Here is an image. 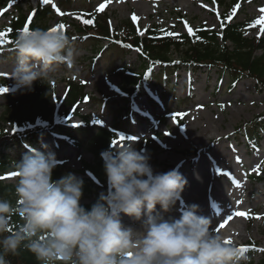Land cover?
I'll return each mask as SVG.
<instances>
[{
	"label": "rangeland",
	"instance_id": "rangeland-1",
	"mask_svg": "<svg viewBox=\"0 0 264 264\" xmlns=\"http://www.w3.org/2000/svg\"><path fill=\"white\" fill-rule=\"evenodd\" d=\"M41 2V0H27L21 3V0H9L5 7L0 8V26L8 24L11 18L8 16L19 8L30 12L32 9L39 8ZM102 3L105 4L102 12L110 17L112 27L117 28L121 34L128 20H132L140 34H144L153 25L174 29L178 34L189 33V27L194 29L198 25L217 29L218 14L228 9L237 22H249L247 38L256 40L264 38V24L256 23L259 17L264 16V0H225L224 7L209 5L206 0H95L93 8L98 10ZM237 4L239 8H236ZM44 6L50 7V13L46 17L50 28L56 27L60 22L71 36L80 35L77 27L86 29L83 23L87 18L77 13L78 7H68L63 0H52ZM234 9L235 12H233ZM133 16L137 19L133 20ZM74 48L76 51L74 69L70 70L65 65L56 66L49 80L55 85L56 97L51 101L55 111L62 113L67 110L61 103V99L64 97L67 80L70 78H74L77 82H84L86 91L97 99L93 104H82L80 115L73 114L69 118L73 126L82 125L84 118L88 116L92 119L95 113H103L104 125L111 127L115 116L124 114L123 105L126 102L131 103L130 108L133 111L129 120L131 125L129 123L127 129H119L114 146L130 141H121V134L126 137L135 136L137 137L134 141L136 150L141 151L139 144L151 139L156 140L154 136L157 134L162 135L160 142L143 151L150 156L149 162L158 173L176 169V165H173L175 159L193 160L194 151L202 147V142L212 143L216 151L224 150V154L230 160L225 173L226 177L231 179L232 186L229 189L235 193V197L234 205L226 213L227 218L221 225H225L228 221L239 224V236L231 237L230 233L225 236L240 244L241 247L259 250V253L254 254L253 257L246 253L248 260L244 264H263L261 252L264 251V129L257 135L261 137L260 141L252 143L244 137L243 131L246 127H240L247 126L256 119L255 117L264 114V84L257 83L251 77H242L232 86L234 77L228 74L222 77L216 68L211 71L205 69L195 74L184 68L178 73L180 79L177 86L173 88L174 92L170 94L171 97L168 95L170 98L167 97V106L157 107L155 99L159 94L152 87L149 88V93L142 91L133 101H125L120 91L124 85L121 67L127 66L134 71H139L138 54L131 52L121 59V56L108 50L100 59L102 65L92 68L89 59L96 56V51H93L95 46L74 45ZM183 49L185 47H181L180 50L173 49L170 52L171 57L178 60ZM13 64L14 58L0 56V77L15 85L14 79L10 76ZM39 81L41 80L34 83ZM0 89L7 88L0 84ZM5 92L0 91V115L5 112L2 99ZM167 94L169 93H164L166 96ZM105 102L112 107H109V111L106 109L102 112ZM138 114L145 115L146 119L140 118ZM198 114H201V119L197 116ZM202 114L213 119L212 125L217 129V136L215 140H209L208 137H195L189 142L188 138L193 137L190 126L204 123ZM4 128L10 129V125L4 124ZM198 130L200 131V128ZM37 149L54 152V142L51 138H44ZM8 152L19 160L28 152V149ZM60 157L62 160H67L73 170L81 169L82 161L93 160L92 154L88 151L76 154L72 149L65 150ZM200 158L201 156H196L195 161ZM75 174L81 177V174ZM225 178L219 179V182L226 183ZM8 180V182H16L15 178ZM87 201L88 199L81 198V202ZM238 212H244L247 215L238 216L236 215ZM221 222H213L211 227L216 229ZM123 223L135 229L142 227L138 223Z\"/></svg>",
	"mask_w": 264,
	"mask_h": 264
},
{
	"label": "clouds",
	"instance_id": "clouds-1",
	"mask_svg": "<svg viewBox=\"0 0 264 264\" xmlns=\"http://www.w3.org/2000/svg\"><path fill=\"white\" fill-rule=\"evenodd\" d=\"M19 30L12 44L10 76L15 88L33 90L58 65L72 70L76 51L63 29ZM46 147V145L44 146ZM107 191L90 209L81 204L84 180L75 173L53 179L63 161L54 152L30 148L12 165L15 202L0 198V264L24 248L39 264H244L246 252L211 227L198 204H183L188 183L177 170L155 172L150 156L126 141L101 152ZM181 201L176 219L165 211ZM122 214L142 222L126 226ZM230 240V242H229Z\"/></svg>",
	"mask_w": 264,
	"mask_h": 264
},
{
	"label": "trees",
	"instance_id": "trees-1",
	"mask_svg": "<svg viewBox=\"0 0 264 264\" xmlns=\"http://www.w3.org/2000/svg\"><path fill=\"white\" fill-rule=\"evenodd\" d=\"M24 1L27 0H21V3ZM41 1L39 8L30 12L19 8L8 16L11 17L8 24L0 26V31L10 29L7 33V40L10 42L0 45V56L14 58L12 49L14 37L24 27L50 28L46 22L50 7L45 8L43 0ZM63 1L68 7H78L77 13L93 21L92 24L83 23L86 26L85 30L77 27L80 31V35L77 36H71L63 29L74 45L95 46L93 51H96V56L89 59L92 68L102 65L100 59L108 50L121 56V59L131 52L138 54L139 71L127 66L121 67L124 83L121 94L125 101L134 100L138 93L149 85L172 93L180 78L178 73L184 68L192 74L216 68L222 77L225 74L234 77L232 86L242 77H251L257 83L264 84V38L257 40L247 38L246 28L249 22H237L228 9L218 14L217 29L198 25L192 33L178 34L174 29L153 25L144 34H140L132 20H128L121 34L117 28L112 27L110 17L105 12L93 8L95 0ZM206 1L216 7L225 6V0ZM8 2L9 0H0V8L5 7ZM169 32L174 35H168ZM181 47H185L181 51V56L178 60L173 59L170 52L175 48L180 50ZM60 66L62 65H58ZM0 84L7 88L2 95L5 112L0 115V198L12 202L16 199L15 182H8V179L15 178L12 175V165L17 159L8 151L37 148L44 138H51L57 159L63 161L53 170V179H58L69 172L81 174L84 180L82 198L88 199L81 204L90 209L99 194L107 191L108 187L101 152L109 149L110 145L114 146L119 129L128 128L133 113L130 103H123L124 114L115 116L113 127L104 126L103 113H95L92 119L88 116L84 118L82 125L73 126L69 118L73 114L80 115V106L97 101L86 91L84 82H77L74 78L67 80L65 94L61 99L67 110L62 113H57L51 104L56 92L55 85L50 81L34 83L33 90L17 89L14 84L1 77ZM109 107L112 105L108 106L105 102L102 112L106 109L109 111ZM140 118L146 119L144 115H140ZM255 118L252 123L240 127H246L243 131L244 137L252 143L260 141L261 137L257 135L264 129V114ZM6 123L10 125V129L4 128ZM162 138V135L157 134L156 140L142 142L139 147L141 151H145ZM67 149L74 150L76 154L88 151L92 154L93 160L82 161L81 169L73 170L68 161L60 157ZM245 252L253 257L259 250L251 248ZM5 259L9 264H39L34 254L24 248L18 250L16 255H6ZM261 261L264 264V251L261 252Z\"/></svg>",
	"mask_w": 264,
	"mask_h": 264
},
{
	"label": "bare ground",
	"instance_id": "bare-ground-1",
	"mask_svg": "<svg viewBox=\"0 0 264 264\" xmlns=\"http://www.w3.org/2000/svg\"><path fill=\"white\" fill-rule=\"evenodd\" d=\"M197 116L201 119V114ZM202 116L204 115L202 114ZM202 118L205 119L204 123L190 126L193 137L188 138L189 142L195 137H208L209 140H215L218 132L212 125L213 119L205 116ZM201 146L199 150L194 151L195 155H193L195 158L201 156L200 160L195 161V158L191 161L186 160L187 158L174 160L173 165H176V169L188 181L181 194L183 204H198L200 206L199 214L209 217L211 224L222 221L215 231L224 235L230 233L231 237L239 236V224L228 221L221 227L227 218L226 213L234 205L235 197V193L229 189L232 186L231 179L227 178L225 173V168L230 164L229 157L224 154V150L216 151L217 149L212 146V143L204 144L202 142ZM222 178H225L226 183L219 182V179ZM183 204L181 201H177V204L167 211L157 205L156 211L165 219H176L181 215ZM122 219L125 223H138L142 226L141 221L136 222L134 218L123 214Z\"/></svg>",
	"mask_w": 264,
	"mask_h": 264
},
{
	"label": "snow or ice",
	"instance_id": "snow-or-ice-1",
	"mask_svg": "<svg viewBox=\"0 0 264 264\" xmlns=\"http://www.w3.org/2000/svg\"><path fill=\"white\" fill-rule=\"evenodd\" d=\"M43 3L44 4H49L50 3V0H43ZM236 8H239V4L236 5ZM104 9H105V4L104 3L100 4L98 10L99 11H103ZM6 10L7 9H5V11ZM57 11H59V9H57ZM233 12H235V9L233 10ZM136 19H137V17L133 16V20H136ZM84 23L85 24H92L93 21L91 19H88V20H85ZM256 23H258V24H264V16L259 17V19L256 21ZM27 28L28 27H24L23 29L26 30ZM64 28H65V26L61 24V25L56 26L53 30H60V29H64ZM8 31H10V29H5L4 31H0V45H3L5 43H9L10 42V41L7 40V33H8ZM188 31H189V33H192L193 32V29L191 27H189L188 28ZM168 35H174V34L171 33V32H169ZM0 91H7V89H0ZM136 139H137V137H135V136H127L126 137L123 134H121V136H120V140L121 141H125V140L135 141ZM12 175L14 176L15 173H12ZM236 215H238V216H246L247 213L238 212V213H236ZM221 227H223V225H221ZM229 242H230V240H229ZM242 249L244 251L247 250L243 246H242Z\"/></svg>",
	"mask_w": 264,
	"mask_h": 264
}]
</instances>
